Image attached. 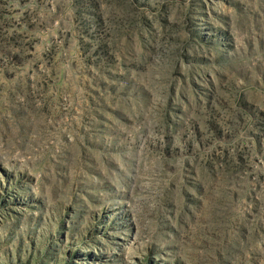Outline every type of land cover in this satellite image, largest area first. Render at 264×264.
<instances>
[{"label": "rangeland", "instance_id": "1", "mask_svg": "<svg viewBox=\"0 0 264 264\" xmlns=\"http://www.w3.org/2000/svg\"><path fill=\"white\" fill-rule=\"evenodd\" d=\"M0 264H264V0H0Z\"/></svg>", "mask_w": 264, "mask_h": 264}]
</instances>
